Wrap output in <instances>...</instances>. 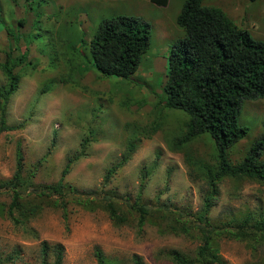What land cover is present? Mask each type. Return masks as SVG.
<instances>
[{
	"label": "rangeland",
	"instance_id": "obj_1",
	"mask_svg": "<svg viewBox=\"0 0 264 264\" xmlns=\"http://www.w3.org/2000/svg\"><path fill=\"white\" fill-rule=\"evenodd\" d=\"M183 1L0 0V62L6 52L25 53L2 111L12 128L0 132V183L13 177L17 154L21 169L11 216L12 190L0 188V264H42L43 256L51 264L43 241L62 246L61 264H97L95 249L105 264H133L132 255L176 264L173 252L194 264H264V228L256 224L264 220V178L224 175L210 185L212 139L178 144L187 115L161 106L167 51L184 35L175 21ZM202 4L264 41V0ZM117 14L149 26L148 48L127 78L100 75L89 51L99 20ZM238 121L248 132L227 149L231 165L262 133L264 97L245 100ZM59 180L60 194L41 193ZM133 205L147 208L142 222ZM246 216L248 227L237 228ZM199 227L212 230L214 261L209 251L197 256Z\"/></svg>",
	"mask_w": 264,
	"mask_h": 264
},
{
	"label": "trees",
	"instance_id": "obj_2",
	"mask_svg": "<svg viewBox=\"0 0 264 264\" xmlns=\"http://www.w3.org/2000/svg\"><path fill=\"white\" fill-rule=\"evenodd\" d=\"M164 5L166 0H151ZM176 24L184 31L168 49L166 55V79L162 86L164 93L161 106L179 109L187 115L185 133L177 141L182 144L189 139L207 134L213 141L216 151V170L206 174L209 184L221 176L244 175L250 178H264V122L260 136L255 139L237 164H229L226 151L243 138L248 127L238 121L245 100L264 97V41L255 39L245 29L237 27L225 13L213 6L202 4V0H184L176 16ZM24 19H20L22 24ZM0 24L4 25L0 17ZM149 26H139L136 18L125 15H113L101 18L89 40V51L95 69L102 76L127 78L136 70L140 58L149 45ZM13 44L18 41L16 33L7 30ZM24 52L16 58L6 52L0 62V70L6 77L5 86H0V132L12 126L5 124L2 111L7 98L14 92L18 75L13 70L24 60ZM133 149V145L130 147ZM125 160V159H123ZM21 156L17 154L16 168L11 179L0 183L1 187L12 190V199L8 207H17L16 187L20 183L19 171ZM65 170L61 172V176ZM60 180L41 193L60 194ZM58 192V193H57ZM78 201L87 200L86 196H77ZM208 205V199H205ZM16 205V206H15ZM109 216L115 218L114 210L107 203ZM139 213V222L147 215L143 205H133ZM249 217H244L237 228L248 227ZM256 224L264 228V220ZM202 243L196 252L200 258L208 251L210 260H215V249L210 247L211 229L199 227ZM52 248L54 259L51 264H61L63 248L60 244L50 247L42 242L41 251ZM94 255L97 264H105L98 249ZM176 264H194L199 260L186 259L177 252L171 256ZM133 264H143L136 255H132ZM42 264H46L43 256Z\"/></svg>",
	"mask_w": 264,
	"mask_h": 264
}]
</instances>
